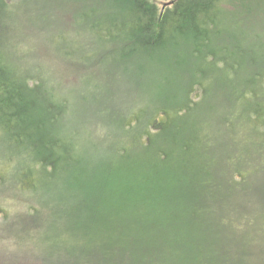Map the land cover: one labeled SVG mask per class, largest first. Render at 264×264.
Here are the masks:
<instances>
[{"label":"trees","instance_id":"trees-1","mask_svg":"<svg viewBox=\"0 0 264 264\" xmlns=\"http://www.w3.org/2000/svg\"><path fill=\"white\" fill-rule=\"evenodd\" d=\"M66 1L0 0V264H264V0H70L92 99L26 61Z\"/></svg>","mask_w":264,"mask_h":264},{"label":"rangeland","instance_id":"rangeland-1","mask_svg":"<svg viewBox=\"0 0 264 264\" xmlns=\"http://www.w3.org/2000/svg\"><path fill=\"white\" fill-rule=\"evenodd\" d=\"M24 9L23 16L26 13H31V18L36 19L40 17L39 12H37L38 4H30L27 8V4L20 5ZM35 8V9H34ZM28 9V11H26ZM50 12H55L56 14L51 18L54 22L51 29H47L46 32L38 30L37 28H32L28 32L27 38H29L28 43L30 47H27L24 52H27V60L31 65H42L46 73L50 78L56 82L60 87H62L66 92H71L76 94L80 92V95L88 96V99L96 97V93H103L104 79L96 78L95 75L92 76L91 80L86 75L83 65L80 64L78 67L76 63L80 61L82 57L90 58L94 55L89 56L90 53V43L93 42L95 47L100 45L96 41H92V35L87 33L84 29L85 21L82 17L85 11V5L83 3L78 4L76 2L67 0L66 2L60 4L57 8H53V5L49 8ZM46 13V12H45ZM68 47V48H66ZM64 51L69 53L66 60L63 61ZM99 50H96L98 53ZM66 62V63H65ZM94 72V70H93ZM92 74V73H91ZM120 86H124L125 79L118 78ZM111 103L115 102L113 100ZM119 106H122V101L119 99ZM145 104L146 99L140 101ZM110 103V104H111ZM3 154V143L0 141V178H6L9 180L11 177L8 176L13 170H15L17 163L13 161L7 162L6 159L2 158ZM8 176V177H7ZM1 183V181H0ZM6 184V183H5ZM5 186L0 184V206L3 207V202H7V198L11 200L12 197L16 200L8 205L4 204L5 208L9 206L21 209L22 204L17 195H14L13 191H4ZM8 203V202H7ZM4 248V244L1 243ZM36 243L33 241L26 246V250L33 251Z\"/></svg>","mask_w":264,"mask_h":264}]
</instances>
